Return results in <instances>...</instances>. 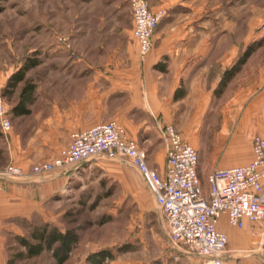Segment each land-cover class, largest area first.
<instances>
[{
  "label": "crops",
  "instance_id": "crops-1",
  "mask_svg": "<svg viewBox=\"0 0 264 264\" xmlns=\"http://www.w3.org/2000/svg\"><path fill=\"white\" fill-rule=\"evenodd\" d=\"M122 1L128 2L115 5L114 21L95 33L94 44L92 33H76L72 40L79 44L52 48L58 54L55 61L32 65V83L16 101L17 112L9 113L11 129L5 133L0 128V154L7 165L28 171L33 163L57 155L74 131L108 120L138 142L148 164L160 173L166 160L160 130L164 123H171L195 146L198 175L205 176V182L214 166L248 162L252 138L264 135V42L217 93L237 52L217 45V33L194 28L200 21V4L195 1L186 11L182 33H153L151 48L141 60L132 36V14L127 27L118 20ZM148 2L152 10L162 6ZM23 107L29 112H21ZM26 130L30 136L22 141L19 133ZM64 176L55 171L47 177L0 178V256L6 261L49 251L18 258L16 252H25V246L7 238L11 232L19 236L24 222L29 226L33 217L45 214L49 193ZM217 227L227 236L222 255L226 264H264V220L257 224L244 218L243 226L236 227L222 215Z\"/></svg>",
  "mask_w": 264,
  "mask_h": 264
},
{
  "label": "rangeland",
  "instance_id": "rangeland-1",
  "mask_svg": "<svg viewBox=\"0 0 264 264\" xmlns=\"http://www.w3.org/2000/svg\"><path fill=\"white\" fill-rule=\"evenodd\" d=\"M152 1L162 4L153 11L164 10L154 33H182L186 11L196 1L201 16L194 28L201 29V33H217V45L222 49L231 47L238 56L248 43L264 37V0ZM118 3L120 0H0V95L9 113L21 97L23 86L32 83L34 71L32 66L27 68L24 79L14 87L7 84L9 77L25 63L55 61L58 54L52 48L79 44L72 40L76 33H92L94 44L95 33H102L103 25L114 21ZM121 8L118 20L127 27L131 20L128 2L122 1ZM19 136L24 141L30 135L26 130ZM3 155L0 164L4 166L0 169L7 165ZM65 174L50 191L45 214L33 217L29 226L24 222L19 232L31 239L34 228L42 225L61 231L72 229L77 234V245L61 264H91L86 257L97 250L111 253V258L105 260L108 264H211L182 253L169 240L165 218L149 188L124 161L100 157ZM200 179L206 187L205 176L200 175ZM7 240L15 243L17 238L11 232ZM0 264L56 262L49 250L10 263L0 256Z\"/></svg>",
  "mask_w": 264,
  "mask_h": 264
},
{
  "label": "built area",
  "instance_id": "built-area-1",
  "mask_svg": "<svg viewBox=\"0 0 264 264\" xmlns=\"http://www.w3.org/2000/svg\"><path fill=\"white\" fill-rule=\"evenodd\" d=\"M133 19L132 36L142 60L151 48V38L163 9L151 10L148 0H128ZM12 127L9 111L0 95V128ZM165 142V169L160 173L147 162L146 151L127 136L114 120L103 121L70 134V140L57 155L33 163L26 171L9 164L1 177H47L55 171L68 172L92 159L108 157L124 161L142 177L166 223L169 240L189 256L207 263L226 264L222 259L226 234L217 227L224 215L228 224L243 226L248 218L264 220V135L252 138V158L241 165L215 166L206 178L198 175L197 149L171 124L160 127Z\"/></svg>",
  "mask_w": 264,
  "mask_h": 264
},
{
  "label": "trees",
  "instance_id": "trees-1",
  "mask_svg": "<svg viewBox=\"0 0 264 264\" xmlns=\"http://www.w3.org/2000/svg\"><path fill=\"white\" fill-rule=\"evenodd\" d=\"M264 42V37H262L258 41H252L246 45L244 49L241 50V52L238 54L236 61L234 64L227 68L222 75L219 84L217 88L215 89L217 93H220L224 86L226 85V82L229 80V78L238 71L241 64H243L247 58L251 55V53L257 48V46L261 45ZM35 61H31L28 63H25L22 65V68H19L15 73H13L8 81L7 84L11 87H14L19 81L24 79L25 76V70L29 67H31ZM28 89V85H24L20 96L22 97L25 90ZM20 97V98H21ZM18 104L14 105L11 109V112L14 114L18 110ZM20 107V106H19ZM21 112H29L26 108H21ZM18 242L23 244L26 248L25 252L19 251L16 252V256L18 258L22 257H30L36 254H39L41 250H51L52 256L55 258L56 264L64 263L69 254L71 253L72 249L75 245H77V234L72 230L68 229L65 231H61L60 229L56 227H51L48 229L47 225H42L39 227L34 228L31 239L25 238L23 236H17L16 237ZM111 253L106 250H97L94 252H91L87 255L86 259L88 263L91 264H108V261H105L106 259L111 258ZM8 263H10V260H8Z\"/></svg>",
  "mask_w": 264,
  "mask_h": 264
}]
</instances>
